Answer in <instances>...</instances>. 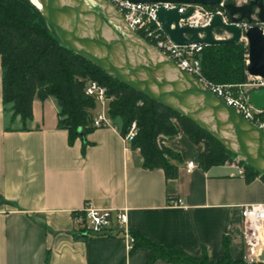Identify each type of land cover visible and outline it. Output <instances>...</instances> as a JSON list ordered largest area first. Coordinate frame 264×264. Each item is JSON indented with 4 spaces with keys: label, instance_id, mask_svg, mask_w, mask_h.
I'll use <instances>...</instances> for the list:
<instances>
[{
    "label": "crops",
    "instance_id": "1",
    "mask_svg": "<svg viewBox=\"0 0 264 264\" xmlns=\"http://www.w3.org/2000/svg\"><path fill=\"white\" fill-rule=\"evenodd\" d=\"M2 76L0 58V264H146L149 250L131 252L129 239L79 234L73 216L87 203L128 209L131 231L193 257L206 251L218 260L227 239L233 259H244L241 209L264 201L262 178L240 176L227 162L202 168L185 135L171 145L181 162L170 160L179 178L169 181L163 170L143 168L140 150L126 148L116 126L71 144L53 97L34 100L31 120H12Z\"/></svg>",
    "mask_w": 264,
    "mask_h": 264
},
{
    "label": "trees",
    "instance_id": "2",
    "mask_svg": "<svg viewBox=\"0 0 264 264\" xmlns=\"http://www.w3.org/2000/svg\"><path fill=\"white\" fill-rule=\"evenodd\" d=\"M50 24L31 0H0L2 103L5 109L11 106L12 120L18 117L22 121L31 120L34 100L45 101L53 97L59 106V127L68 131L69 142L72 144L81 137L85 140L86 133L95 130L91 123L96 105L86 96L84 88L88 80H95L106 87L112 97L109 116L122 136L136 124L138 135L129 148L140 150L144 169L163 170L167 181L179 178L178 166L170 160L181 162L180 154L170 147L162 150L159 146L163 137L178 135L173 119H177L183 129L185 125L189 127L184 132L194 146L205 140L215 147L216 150L210 153L207 149L199 153L202 168L236 160L212 135L187 118L107 76L96 65L73 53L62 44L58 34L51 31ZM150 43L153 42L150 40ZM246 52L247 48L241 43L208 45L198 56L201 73L208 82L215 84H245L249 78ZM245 168L250 178L259 177V173L247 165ZM131 234L134 238L131 252L141 247L149 250L146 264H155L157 260L170 264H250L244 259H233L227 239L224 240L223 256L211 261L206 251L197 258L179 247L154 242L139 232L131 231Z\"/></svg>",
    "mask_w": 264,
    "mask_h": 264
},
{
    "label": "water",
    "instance_id": "3",
    "mask_svg": "<svg viewBox=\"0 0 264 264\" xmlns=\"http://www.w3.org/2000/svg\"><path fill=\"white\" fill-rule=\"evenodd\" d=\"M93 1L99 5L100 10H96L88 0H38L44 16L62 44L73 53L96 65L107 76L151 101L168 107L180 117L187 118L212 135L239 162L259 173V177L264 180V131L218 98L199 79L179 68L138 32L132 31L113 4L104 0ZM125 1L132 4L168 3L176 6L199 4L205 7L222 3L221 0ZM263 2L254 0L245 6L228 3L226 10L233 23L230 25L215 16L206 28L181 27L180 21L191 17L193 10L180 14L178 7L169 10L161 6L157 17L177 45L237 44L242 31L234 24L250 21L254 6L261 8L260 17L264 21ZM111 22H117L125 33L115 31ZM222 28L232 37L217 40L214 30ZM200 34H204V37L201 38ZM246 36L250 43L248 75L264 78L262 30L251 28ZM248 97L256 109L264 111V88H254ZM260 259L264 260V255Z\"/></svg>",
    "mask_w": 264,
    "mask_h": 264
},
{
    "label": "built area",
    "instance_id": "4",
    "mask_svg": "<svg viewBox=\"0 0 264 264\" xmlns=\"http://www.w3.org/2000/svg\"><path fill=\"white\" fill-rule=\"evenodd\" d=\"M113 4L120 14L125 18L128 27L142 36L148 43L151 40L152 45L159 49L164 56L172 60L176 65L188 74L199 79V81L223 102H226L238 114L244 116L247 120L258 126L264 131V111L258 110L249 101L248 93L254 88H264V78L260 76H250L246 84L239 85L238 94L234 95L232 90L227 86L221 87L212 82H208L201 73L200 52L206 47L205 45H177L157 17V11L161 6L172 10L178 7L180 14H186L189 10H193V15L187 20L180 21L181 27L190 28H206L212 22L215 16H219L223 23L230 25L231 20L227 14L226 5L233 3L238 6L249 5L254 0H221L222 3L217 6H202L199 4L178 6L173 4H157V3H129L125 0H104ZM93 0H88L91 4ZM264 4V2H263ZM92 5V4H91ZM261 8L254 6L251 12L250 21L244 20L237 24L236 27L241 29V44L247 48L245 54L246 66L250 64L249 46L247 32L251 28L258 27L262 30L264 36V21L260 17ZM174 28V25H172ZM203 38L204 34H200ZM214 37L217 40L229 39L232 37L226 30L215 29ZM151 44V43H150ZM87 97L95 102L96 107L93 111L91 126L96 128H109L114 126L113 120L109 116L110 101L109 91L106 87L100 85L97 81L88 80L84 88ZM138 135L137 127L134 123L128 133L123 136L125 147L129 149L130 144ZM240 176L246 175V168L242 162L227 161ZM195 163H188V172L196 169ZM169 204L174 207H183L184 203L181 199H170ZM243 244L245 246L244 260L250 264L264 263L261 256L264 255V201L256 204L243 205L241 209ZM78 232L81 236L112 238L120 237L130 240V248L134 243L133 235L129 227L128 209H110L95 207L91 204H85L82 211L75 212L73 216Z\"/></svg>",
    "mask_w": 264,
    "mask_h": 264
},
{
    "label": "rangeland",
    "instance_id": "5",
    "mask_svg": "<svg viewBox=\"0 0 264 264\" xmlns=\"http://www.w3.org/2000/svg\"><path fill=\"white\" fill-rule=\"evenodd\" d=\"M92 4V6L96 9V10H100V7H99V5L98 4H96L95 2H92L91 3ZM111 24V26L115 29V31H117L118 33H125V32H123V30H122V28L120 27V25L119 24H117V22H111L110 23ZM51 25V24H50ZM50 29H51V31H53L54 30V28H53V26L51 25L50 26ZM55 31V30H54ZM215 84V83H214ZM246 84V83H245ZM216 85H218V86H221V87H224V86H227L228 87V89L229 90H232V92H233V94L234 95H236V94H238V92H239V89H240V87H239V85L238 86H236V85H228V84H224V85H219V84H216ZM241 85H243V84H241ZM172 122H173V124L175 125V127H176V129L178 130V135L177 136H167V137H163L162 139H160L159 140V146L162 148V150H166V148H168V147H170L171 149H173L172 147H171V145H172V143L174 142V140L175 139H177V138H179V137H181L182 135H185V132H184V130H187V129H189V127H187L186 125L184 126V129H183V127H182V124H180V122L177 120V119H173L172 120ZM119 124L121 125V123H120V121H119ZM186 136V135H185ZM187 137V136H186ZM190 141V140H189ZM191 143V142H190ZM192 144V143H191ZM193 145V144H192ZM194 146V145H193ZM200 149V151L201 152H204L206 149L208 150V152L210 153L211 152V150L213 151V150H216L215 149V147L213 146V145H210L207 141H205V140H202L201 141V143L199 144V145H196L195 146V149ZM195 149H193V150H195ZM200 152V153H201ZM199 155V154H198ZM236 160H234V161H237L238 159L237 158H235ZM233 160H230V162H232Z\"/></svg>",
    "mask_w": 264,
    "mask_h": 264
},
{
    "label": "bare ground",
    "instance_id": "6",
    "mask_svg": "<svg viewBox=\"0 0 264 264\" xmlns=\"http://www.w3.org/2000/svg\"><path fill=\"white\" fill-rule=\"evenodd\" d=\"M31 1H32L33 4H35L36 6H38L40 9L42 8V6L38 2V0H31Z\"/></svg>",
    "mask_w": 264,
    "mask_h": 264
}]
</instances>
